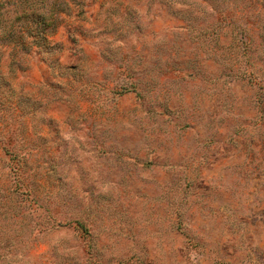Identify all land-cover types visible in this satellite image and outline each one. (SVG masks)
I'll return each mask as SVG.
<instances>
[{"label":"rangeland","instance_id":"1","mask_svg":"<svg viewBox=\"0 0 264 264\" xmlns=\"http://www.w3.org/2000/svg\"><path fill=\"white\" fill-rule=\"evenodd\" d=\"M0 264H264V0H0Z\"/></svg>","mask_w":264,"mask_h":264},{"label":"trees","instance_id":"2","mask_svg":"<svg viewBox=\"0 0 264 264\" xmlns=\"http://www.w3.org/2000/svg\"><path fill=\"white\" fill-rule=\"evenodd\" d=\"M80 229L85 230V227L83 225H79Z\"/></svg>","mask_w":264,"mask_h":264}]
</instances>
